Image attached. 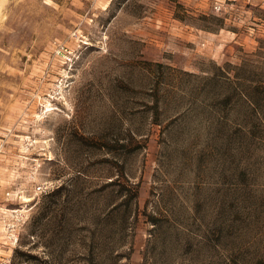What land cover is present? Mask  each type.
I'll return each mask as SVG.
<instances>
[{
  "label": "rangeland",
  "instance_id": "rangeland-1",
  "mask_svg": "<svg viewBox=\"0 0 264 264\" xmlns=\"http://www.w3.org/2000/svg\"><path fill=\"white\" fill-rule=\"evenodd\" d=\"M4 10L0 264H88L115 177L139 184L137 220L106 239L116 264H264V154L233 152L227 108L212 122L204 101V77L264 55V0Z\"/></svg>",
  "mask_w": 264,
  "mask_h": 264
},
{
  "label": "trees",
  "instance_id": "trees-1",
  "mask_svg": "<svg viewBox=\"0 0 264 264\" xmlns=\"http://www.w3.org/2000/svg\"><path fill=\"white\" fill-rule=\"evenodd\" d=\"M217 71L220 74L211 73L204 77V101L210 120H218H215L218 108L224 105L226 114L232 118L225 138L228 145L232 142V146H235L233 152L256 156L264 154V55L257 50L243 57L239 64L224 63ZM222 77L227 92L225 98L219 100L216 88ZM124 179L111 178L106 184L108 203L105 231L98 221L97 242L87 257L88 264H116L112 245L106 239L127 211L134 212L137 220L139 184ZM49 264L54 263L50 261Z\"/></svg>",
  "mask_w": 264,
  "mask_h": 264
},
{
  "label": "bare ground",
  "instance_id": "bare-ground-1",
  "mask_svg": "<svg viewBox=\"0 0 264 264\" xmlns=\"http://www.w3.org/2000/svg\"><path fill=\"white\" fill-rule=\"evenodd\" d=\"M5 4H6V0H0V19H1V16L3 14V11H5L4 10Z\"/></svg>",
  "mask_w": 264,
  "mask_h": 264
}]
</instances>
